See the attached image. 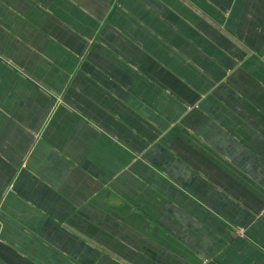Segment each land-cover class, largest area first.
Listing matches in <instances>:
<instances>
[{
    "label": "crops",
    "instance_id": "obj_1",
    "mask_svg": "<svg viewBox=\"0 0 264 264\" xmlns=\"http://www.w3.org/2000/svg\"><path fill=\"white\" fill-rule=\"evenodd\" d=\"M0 264H264V0H0Z\"/></svg>",
    "mask_w": 264,
    "mask_h": 264
}]
</instances>
